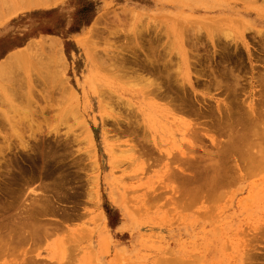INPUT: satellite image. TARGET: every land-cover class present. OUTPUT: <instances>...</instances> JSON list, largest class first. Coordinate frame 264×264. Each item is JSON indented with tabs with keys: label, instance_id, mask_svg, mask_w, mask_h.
Returning <instances> with one entry per match:
<instances>
[{
	"label": "rangeland",
	"instance_id": "374dc122",
	"mask_svg": "<svg viewBox=\"0 0 264 264\" xmlns=\"http://www.w3.org/2000/svg\"><path fill=\"white\" fill-rule=\"evenodd\" d=\"M60 1L58 3L59 5L57 4L56 7L50 10H46L45 12H41L39 14H34V13L32 14L31 12L20 13L0 24V62L10 54L20 51L29 43H35L36 41L38 42L42 40V38L43 39L46 38V40H49L50 38L53 39V37L59 39L62 49V59L65 62L64 65L65 69L61 75L60 74L58 75L61 78L62 83L63 84L65 83V86L67 85V88L68 89L70 88L72 90L70 91L69 89L70 92L68 91L69 93H65V90H63V88L58 84L56 85V88L51 90L50 85L47 86L44 85L42 83V79L38 78L37 75L36 77L35 75L32 76L30 74L33 79V80L31 79L32 82H30L29 80L30 75H27V73L29 72L28 71L26 75L23 72L21 76L17 77L19 80L22 78L23 79L22 82H19V80L17 79L19 83L16 81L18 83V86L15 89H18L20 87L19 86L20 83H21L20 84L21 87L17 91L15 90V93H13V89H11V87L9 89L7 88V86L11 85L10 84L11 78L9 76H7V78L3 76L4 83L2 82L3 78L2 80H0L2 82V83L0 82L1 85L0 86V149L1 148L3 149L0 154V165L2 168L0 169V180L1 178H4L3 181L7 180L5 178V175H3V174H7L5 172L6 166L4 161L9 162V160H6V158L8 159L12 158L11 160H14L15 157L17 158L19 156L18 153L23 154L25 152L26 150L25 147H27L28 145L30 144L32 145L36 142H43L45 144L47 142L54 143L53 141H57V142L61 141V143L68 141L70 142V147H69L70 150H67L68 151L67 154H64L66 152L64 153L60 152V154L63 153L68 157L60 158V159L63 162V164L64 161L67 164L70 163L72 168H74L73 167L74 165L72 166L73 164L72 162H76L75 167L78 168V170L74 169L71 171L70 165L67 167H65V165H63L64 167L60 166L64 169L66 168L67 170H69L70 168L71 172L68 171L67 174L66 173L63 174L64 175L66 174L67 177L70 176V178L68 177V179L70 180L74 179L76 181V182H74V180L71 181L73 186H71L72 184H70L71 189L69 188L67 193L71 190L68 194L72 193L74 195L77 186L79 189L82 187L84 188L81 191L86 192L84 194L86 198L79 199L80 201H82L83 204H79L81 206L78 207V209L80 208L79 213H81L82 215L83 213L88 215L81 216L80 214H78L77 211L76 213L78 216H76V220H74L75 217L74 218L72 217L73 220L72 219L65 220V221L69 220L67 221V224L69 223L68 225L64 220L60 218L61 213H58L60 214L58 215V217L56 216L57 214L55 215V217L52 214H50L51 216L47 215L46 217H42L44 222L46 219L47 221L52 220V222L55 220L56 221L55 223H57V221L58 223L61 222L59 223V229H57L56 231L54 230V232L51 233L50 236L48 235L42 238V240L39 239V241L36 242H31V240H29L26 241L28 244L25 242L26 245H24L25 243L23 244L19 243V246L18 244L17 245L15 244L17 251L14 252L12 251L15 255H12L10 253L12 256H9L10 254L8 256L9 258L11 257V259L8 258L7 260H5L3 257L5 262L4 261H3L4 263L1 262L3 260L1 259L0 264L1 263L26 264L29 263V261L31 262L32 258L35 259V261H37L38 264L40 263L42 264H159V262H161L162 259H169V260L172 258L174 259L176 255H178L179 257L181 256L180 259H182V262L186 261L192 264L194 263L197 264L198 261L200 262V264H216V263L220 264L221 262H223V264H229L230 262H232L231 264H235L230 257L232 256L231 245L232 244L241 245V242L245 240L244 237L246 236L247 238V234L248 236L249 234L251 236L253 235L252 236L254 237L252 238L253 242L256 243L255 240H257V246L259 245V248L263 249L264 238L262 239L260 238L264 237V235H262L260 231L259 233H257L258 234L257 235L256 232H258L257 230L259 229L258 227H260L262 230L263 226L261 224L264 225V201H263L264 200V165L263 167H261L259 164L260 167L259 169H257L256 168L257 166L255 167V164H253L254 168L257 169L256 171H252L254 170L252 168L251 171L247 170L248 169L247 167L250 165L244 166L246 167V171H243L245 169L243 167V164L244 165L245 163L247 164L248 159L252 161L253 159L251 158L221 159L220 158V161L226 160L224 161V163L226 162L224 166L227 164L228 168L231 169L228 171H230L229 173L231 174V179H232L229 180L230 183H226V185L228 184L226 187L222 186L224 191L222 192V194L220 193V196L221 195L223 196L221 198H218L219 200L215 199L217 202L215 200L214 203L211 202L213 203L211 205L212 209H210L211 206L210 208H208L209 206H207L203 197L202 198L200 197L201 198L199 199L201 200L200 202H198V200L195 201L198 202V204L194 202L195 203L194 207L190 208V205H188V203H187L188 206H186L185 203L184 205L183 202H185L184 200L185 197L183 196V194H181L182 197L179 196V191L182 188H185L186 191L188 190L194 191V189L196 188L197 190L196 189L195 190L198 192V190H200L201 188L200 186L203 187V184L205 183L204 181L208 180L206 176L203 178L204 174L209 173V171H211L209 169L208 172H205V168L207 171L208 168L207 166L209 165V162L208 165H206L207 163L204 164L201 162L203 160L210 161L211 159H214V158L199 157V159L201 160H198V162L196 163H193L194 162L193 161L192 163L195 165L189 168L190 169L189 172V169L188 171L185 170V168L187 169L186 164L184 166L183 164H181L182 162L180 163V161L184 159L180 158V161L178 162L179 158H176L180 148L181 149L186 148L185 146L187 144H190V142L191 145L194 144L193 141H196L194 140L196 139L195 138L196 134L198 135L200 134L198 133L200 129L201 130L205 129V127L201 128L203 122L198 120L200 116H198L199 118L193 117L189 113H187L188 115L187 114L183 115L181 114V112L179 114L178 111L175 110L172 111V112L175 111L176 112V113L174 112L175 114L172 112L166 113V111L164 110L163 112L162 111L160 112L159 109L152 111L153 110L151 109L152 107H149L150 104L153 103L161 104L162 102L160 103L156 99L145 97L147 94L142 93V90H144V88H143V83L140 82L139 78H143V79L146 78L149 81H155L153 80L154 78L149 76H140L139 75L141 74L140 72H136V74L128 73L126 75L123 72L120 71L117 72L112 67L114 64H116V61H113L112 58H114V56H117L118 54L121 53H123V56L129 55V53L127 54V50L132 46L135 47L136 50L138 51L140 47H142V45L149 44L147 42L151 38L153 39L155 35H158L160 33L161 35L159 34V38L161 36L162 42L161 40L159 42L162 44V47L164 48L167 47L166 49L171 51L172 59L170 60L172 61L174 59V62L171 63L172 65L175 64L174 66L175 68L172 66V69L173 71L175 69L178 70V71L175 70V72L177 73L174 72L175 75L176 74L178 75L180 73L179 69L182 67V64H180L182 57L180 58V56L177 54L179 52V54L181 55V51L177 49V46L174 44V42H176L177 44L176 35H177V28L180 25L179 22H181L185 28H188L190 32L193 29H195L196 33L197 31H199L198 33H200V35L201 34L205 35L207 31L206 28H204L202 25L195 26L193 28L189 23L190 21L187 20L207 21L208 17L216 15V14H212L213 12L211 11H217V10L215 9L210 10V8L213 5L224 3L220 9L230 5L234 9L240 11V13L248 12L250 15L248 20L250 22L255 23V25L251 23V25L248 26L250 28L246 29L245 26L236 23L239 21V19H241L236 15L235 17L229 19L230 23H228V25L218 30V32H222L224 30L222 34L220 33L221 40L232 41L233 45H235L234 42H238V46H239L238 48L242 51L244 55V59H245V60L243 59L244 65L249 66V67L246 66L244 70H240V75H242L243 77L239 79L241 80L239 81V83L240 85H243L241 88L243 89V92H241L238 101L241 104H243L244 107H247V105L250 104L254 106L257 104L259 100V94L257 92L260 89L259 88L260 81H258L259 79L256 78L257 81L259 82L258 83L255 77H258V75H260L264 71L263 68L264 52L262 51L263 50L262 47L259 46L261 43L259 44L257 43L258 40L257 41L254 40L255 38L260 40V37L256 36L254 39L252 37H254L253 33H257V31H261L264 34V0H60ZM226 2L227 4H225ZM235 18H239V19L236 20L235 22ZM184 19H186V22L181 21ZM255 21H257V23ZM94 28H95V32L94 30L92 31V29ZM91 32L94 33L92 34ZM193 36L194 35H192V37ZM242 36L244 42L247 43L248 45L249 52L246 50L245 45H241ZM148 38L149 40H147ZM205 38H203L200 41V46L199 44H196V49L198 46L197 49L198 51L196 49H193V51L196 50L197 52L191 51L193 53L192 54L193 56L196 54L195 57L197 56L199 57L200 55L201 58L200 57L199 58L201 62L204 60V63H206L203 64L202 68L209 66L208 64H210L211 61L208 60L206 57L212 56V51H213L212 45H210L212 43V40H210L209 43V40L205 41ZM213 39L215 40V38ZM86 41H89L88 43L89 45L86 43ZM201 42L204 44L202 45ZM136 44L138 46H136ZM128 45L130 47L127 48ZM188 45L185 44L186 52H188L187 49L189 50V47L192 49V47ZM155 46L156 43L152 42L153 49L155 48ZM171 47L172 49H170ZM125 48H127L126 52L122 51ZM141 51L142 49L139 52L141 53ZM143 52L140 55L141 57L145 54ZM209 53L211 54L210 56ZM189 54L190 55H187V57L191 56V53ZM198 57L195 60H193L192 57L190 59L192 62H197L196 60H198ZM205 58L207 61L210 62L208 63L205 60ZM216 58L218 59V56ZM36 59L35 58L31 59L30 57L28 59L29 62L27 60L25 61H27L28 64H31L32 61ZM177 63H179V66L177 65ZM207 69L206 71L208 72ZM246 70H248L249 73ZM241 72L244 75L241 74ZM191 73H190L189 81L193 84V88H190L188 90L190 91V95L193 98L192 99L193 102L195 103L198 102L197 103L198 111L201 108L200 109L201 111L199 113L202 114V112L206 108L205 109L206 112H203L204 114L205 113L206 114L204 116L203 114L201 115V117L203 116L202 118L206 116L204 118L205 120L204 119L201 120L207 121V123L204 122V124L206 123V125L207 124L209 125V123H211L209 126L208 125L206 126L204 124L203 125L209 129L212 128L211 127L212 124L214 125V127L210 130L205 129V132L201 131L200 135H202L205 144L201 143L203 140L199 135L200 142L197 145H192V146H195L194 148L196 150L195 151L196 156L197 155L199 156V154L202 155V153L205 156L206 151H204L205 150L204 148L203 149L201 148L202 146L205 147L206 145L208 146V150H210V153L212 155H215L216 148L212 147V144L210 143L209 139L206 137V134L204 133H207V130H209L208 133H210V131L212 130L211 132L212 136L214 135L215 136L214 138H217L218 141L219 139H221L222 141L227 140L226 136L219 137V134L215 133L217 132L215 130L216 125L212 122L217 120L216 115H219V111L217 110L218 108H220L219 104H224L225 102H229L230 100L233 101L232 100L233 91L231 92L230 90L232 89L228 90L227 88H226L227 91H225V93H224L225 90L224 88H222V90L217 88L218 89L217 90L216 87L212 86L211 83L213 79H214L213 81H215V78L209 74L208 76L210 77H208L207 74L205 75L203 73L204 75L201 74L202 77L199 78L194 74L195 73L194 71L192 74ZM23 75L25 76V78ZM179 76H177L178 78H176V80L180 81L181 79ZM59 77L57 79H60ZM245 77H247V79ZM242 78H244V81L246 80L245 81L246 84L244 82L241 83L243 80ZM223 80L227 81L224 82L225 84L229 83V85L231 84V87H233L234 83L232 78L227 77L226 79L225 76H223ZM186 81L188 80L186 79ZM24 82L26 83L24 84ZM231 82L233 83V85ZM22 84L27 85L28 87L24 85L22 86ZM29 84L31 85L33 84V92L31 91L32 92L31 95H30V90H31L30 88L32 86L30 87ZM206 84H209V86ZM3 85L4 86L6 85L5 89H7L8 92L9 91L11 92L6 93L5 90L3 91L2 90ZM129 91L137 92L139 93V95H141V96L138 95V97L134 96L132 103L135 106V109L136 107L139 109V108H143L142 106H144V111L146 112H145L144 120L142 119L143 120L142 124H144L147 127V131L150 134L149 135L150 139L154 141L155 144L156 143L159 144L158 147L160 146L159 148L161 154L162 153L169 154V156L171 157L166 158V156L162 154L164 155L163 158H153L152 160H150L151 162L147 161V164H145V162H143L144 161L143 158L140 159L125 158V156H123V154L121 153L122 150L124 151L126 150L125 145L123 143L129 138L123 136L121 133H119V131L115 132V130H111L113 128L111 125L112 118L110 117L112 115L110 114H113L112 113L113 107H111L110 110L108 108H110V106L113 105L110 104L109 106L106 105L105 103H109L108 102L109 100L106 98H108L110 94L114 96L112 97L110 95V98H112V100H110L112 104L116 103L114 102V100L117 101L118 99L116 97H120L119 99H122L123 102H125L128 99L130 100L131 96L129 95ZM72 92L75 93V95L71 96L70 93L72 94ZM27 95L30 99L27 97ZM228 97L231 99H229ZM196 98L198 101H196ZM102 99L104 100L103 102H105L104 104L102 102ZM119 99L118 101L122 102ZM31 101L33 102L31 103ZM200 101L205 103V105ZM101 102L103 105L101 104ZM123 102L120 103V106L119 104L118 105L116 104L117 106L114 105V109H115L114 111H117L114 112V114H118V110L120 112V115L122 116L127 114L128 107L122 105L124 104ZM209 110L212 112H210ZM139 112L141 114V111ZM215 112L218 114L215 115ZM177 113L179 115H176ZM211 114L212 115L214 114L213 115L214 117L211 116ZM188 116L193 117V119L194 120L196 119L197 122L200 121V123L199 122L196 123V121H194L191 117ZM208 116L212 117L213 120H211V118ZM190 118L192 121L190 120ZM192 122L193 125L198 124V127L197 126L196 127L199 128L197 129L195 127L196 128L195 129L193 126V128L197 132L195 133V136L192 135V133H194L192 131L195 130L191 131V129L193 128L189 130L190 128L189 126L192 127L191 124ZM81 123H83L84 126L86 125L85 127H87L86 128L87 130L89 128L90 133L89 132L88 133L91 134L90 138L85 137L90 135L86 133L87 132L86 129H84L85 132L83 131V126H82L83 124ZM124 125L125 123L122 124V126ZM187 128L190 131V134L188 130H185ZM179 129H181V131ZM110 130L112 132H110ZM118 133L119 135L121 134V136H123L124 138L122 137L120 138V136L118 137ZM84 138H87V140L88 139L90 140L92 138L93 143L89 140L88 141L84 140ZM90 142L92 143V145L90 144ZM116 143L118 144V146L120 145L121 147L120 146L118 147ZM196 143L197 142H195V144ZM122 144L124 145V147H122L123 146ZM89 145H91V147H89ZM198 145L200 146V149ZM7 146H9V148H7ZM92 147L95 148L96 150L93 149L91 151H95V152L89 153V150ZM114 148L117 149L118 151L114 150ZM111 151L113 152V154L111 153ZM118 152H120V154L122 155H120ZM195 152H192L191 155L193 159L195 158L194 157ZM15 153H17L16 154L17 156L13 158ZM88 153L89 154L92 153V156L89 155ZM117 154L120 156H118ZM174 155L175 157L173 158ZM88 156L91 157L88 158ZM94 158L96 159L97 162V163L95 162L96 167L93 163ZM30 159L31 158H29V160L27 159L28 161H25L26 160L25 158H21V160H23L24 162L20 161V159H18V161L19 163L21 162L20 165H22L23 168L26 167L27 169H29L31 168L29 167V165L31 166V164L29 163ZM40 159L41 158H37L39 162H41ZM47 159L56 160L57 158L56 159L47 158ZM127 159H128V163L131 162L132 163L127 165L128 164L126 163ZM175 159H178L176 160L178 163L176 161L175 162L171 161ZM256 159L259 160V158ZM16 160H14V162H16ZM57 160H59V158ZM132 160L134 161L139 160V162L133 164ZM214 160L213 162H217L216 161L217 159ZM234 160H238L236 161V163L238 164L239 168L236 165L235 167H233L235 163ZM199 161H201L200 162L201 165L204 164L203 166L205 168L200 167L198 170H196L195 167L194 169H192L194 171L191 172V168L198 165ZM239 161L240 163L244 161L242 162L243 163L242 166L239 164ZM91 162L93 163L94 167L91 165L92 164ZM113 162L114 163L116 162L119 166L117 165L118 167H116L115 166L116 164H113ZM170 162L171 163L173 162V164L171 165ZM221 162H219L218 160L217 164H220ZM78 163L81 169L77 167ZM119 163H125V164L120 165ZM211 163L212 161H210V164ZM249 163H251V167H252L253 162H249ZM132 164L133 166H130ZM148 164L151 167L148 166ZM38 165L41 166L42 164L41 165L38 164ZM176 165L178 167L180 165H183L184 170L187 172L186 174H188V176L189 173L192 174L196 173L194 174V176L197 175V177L198 175L202 176L203 179L202 178L197 179L196 176L195 179L194 176L190 174V177L192 176V178H194L195 181L199 182V179L200 180L202 179L204 180L203 181L204 183L201 181L203 184L199 182L200 186L198 185L196 186L195 181L193 182L191 178H189L188 181L186 182L185 177H187V175L184 174L185 172H183L184 171L183 168L181 167L182 170H180V167L178 168L176 167ZM213 165H209V166H213ZM128 166L130 168H128ZM172 166L174 167L175 171L176 169H178V171L180 172L182 171V174L177 173L178 171H176L175 174H179L180 176L184 174L185 176H181L180 179L178 180L177 178H179V176L177 175L178 176V177L176 176L177 180H175V178H173V176L175 175L174 174L175 171H174L172 172L173 175L171 177V175L168 174L170 172V168L167 167H172ZM215 166L216 165H214L213 168L211 167L212 172H215L214 170ZM240 167H243L244 169L241 168L242 169L241 170ZM15 168H17V170L19 169L18 167H14L13 171L16 172L15 173L13 172V175L15 176L16 174V176H18L20 174L19 170L17 171ZM124 168H128L129 170ZM79 169L80 172L77 174H80V176L83 175L82 177H79V175L76 174V172L79 171ZM198 171L201 172V175L198 174ZM72 172L73 174L76 175H73ZM202 172L204 173L202 174ZM17 173L19 174L17 175ZM137 174L139 176L133 180L131 177L132 176L135 177V175L137 176ZM212 174L211 176L209 174L207 175L209 176V180H212L211 178ZM28 175L29 174H27L26 176ZM71 175L72 177L74 176L73 179H71L72 178ZM213 175L215 177V173ZM26 176L24 175L25 179L27 178ZM58 176L59 173H56V177ZM77 176L81 178L78 179L79 182L75 178ZM128 176L131 177L129 178ZM9 177L11 178V176ZM9 177L8 179H10ZM18 177L21 176L19 175ZM30 177H28L29 179H27V181L30 180L33 187L32 185L29 187L25 186V188L26 187L27 188L23 189L24 186L22 187L20 185L22 183L24 184V181L26 182V180L20 178V180L23 179L21 180V182L22 181L23 182L21 183L20 180L19 182L17 181V183H19L18 184L19 190L20 188H22L23 191L25 190L24 194H26L25 192L28 193V195L27 194L25 195L27 198L26 200L24 196V200L26 201L24 202L29 206L32 204L30 203V200L32 202V199L37 194L41 195V192L43 190L42 188L39 187H43L44 186L43 183L45 181L42 180L43 178L37 175L36 177L31 178L32 180L35 179L37 181L36 182L34 180V182L37 183L36 185H34L35 183L30 179ZM92 177L96 182L91 181ZM123 177L125 180L123 179ZM182 177H184L183 182H181ZM36 178L39 179L41 178V181ZM131 180H133L134 182H132ZM179 181L182 184L185 183L184 185H182L183 187L180 184L181 188H178ZM190 181L193 183V186H191L192 185L191 183L190 184L188 183ZM40 182H43L42 183L43 185H40L41 184ZM82 183L84 185H81ZM207 183H209V181H207ZM14 184H15L14 185L15 189L18 188L17 187L18 185L16 183ZM2 185L4 186V184ZM37 185L39 190L40 189L42 190L41 192H39L38 188H35L37 187ZM53 186L54 185H52L51 187ZM126 187L127 189H125ZM144 187H146L145 190H147L149 194L150 192H153L152 194H150L151 196L148 194L149 197L152 198L153 195L156 197V198L154 197L156 201H154L153 204L144 203L146 201L147 203H149L150 201V200L148 201L147 191H146V197L145 196L143 197ZM114 189L117 191H115ZM135 189L136 190L140 189V190L139 192H137L135 191ZM178 189L180 190L178 191ZM58 190L59 188L55 190V192ZM112 190H114L116 193L118 192L120 195L119 197L122 200L123 198H125V193L126 195H128L127 192H130L129 196L132 200L129 199L128 196L126 197L129 199V201H131V202L128 201L129 206L128 204L126 205L127 203L126 201L128 199L127 200L125 199L126 201L123 200V202L121 200L122 202L121 205L113 204V199L115 198L117 200L116 197L118 196V194L116 196L115 195L116 193L114 194ZM130 190H132L133 192H131ZM94 191L98 192L97 194H95L96 195L94 196L95 198H93V195L95 193ZM124 191L127 192H125L124 196H122ZM183 191L184 190H182L181 192ZM193 191L190 193H193ZM196 191H194V193H196ZM88 192L89 193L92 192V193L91 195L86 196V194H89ZM133 193H135L136 195L134 194L135 195L134 196ZM113 194L115 197L113 196ZM259 195H261L262 197ZM158 196L159 198L157 200ZM178 196L179 198H181V200L183 198L184 201L183 202L178 201L177 200ZM191 196L187 197V199L189 198L188 200H190L193 197ZM254 199L256 201H254ZM259 199L260 201H258ZM153 200L154 199H152V201ZM139 204L140 206L142 205L144 206L139 207ZM147 205H150L149 206L150 208L152 205L153 206L151 209H149ZM129 208L135 209L134 210L135 212L133 213V210L129 211ZM137 209L139 210L140 213L138 212ZM100 211L101 213H99ZM200 211H202L203 214L204 211H207L208 215L206 212H205L206 216L205 214L202 215ZM135 213L136 215L134 216ZM96 214H102L101 215L102 217H99L100 215L96 216ZM79 218L82 220L79 221ZM71 223L74 225H72ZM223 225L224 226L226 225L227 229L225 230L224 234L223 232H221V230L219 231L217 230L219 232L218 235H220L219 237L218 235H216V233L218 232L215 230L217 228L221 229ZM61 226H63L61 228L62 230L60 229ZM214 227L216 228L214 229ZM66 230L67 232H65ZM260 234L261 237L259 238ZM225 235H229V237ZM254 235L256 236V239ZM251 236H249L248 239H246L247 242L251 240ZM258 239H260L261 243L259 242ZM208 241L210 242L208 243ZM226 242H228V245L226 244ZM253 242L251 245H254ZM211 244H215L216 245L215 247L216 248L218 247V249H220L222 246L223 257L221 254H219V258H217L213 253L207 254L205 252V250L206 251L210 250L209 246ZM225 244L227 245L226 247L228 248H225ZM20 245L22 246L20 247ZM17 246L20 248H18ZM56 246L60 248H57ZM215 247L212 249H215ZM13 250H15V247L13 248ZM224 250H226L227 252H224ZM225 253L228 254L229 256L226 255ZM203 255L204 258H202ZM115 256H117V258ZM196 256L198 258H196ZM28 258L31 259L28 260ZM22 260L24 262L25 261L28 262L23 263ZM163 261H168V260H163Z\"/></svg>",
	"mask_w": 264,
	"mask_h": 264
},
{
	"label": "bare ground",
	"instance_id": "6f19581e",
	"mask_svg": "<svg viewBox=\"0 0 264 264\" xmlns=\"http://www.w3.org/2000/svg\"><path fill=\"white\" fill-rule=\"evenodd\" d=\"M59 1L60 0H0V24H2L3 22L7 21L11 17L16 16L17 14H20V13L31 12L32 14L33 13L34 14H39L41 12H45L46 10H50V9L56 7V5L59 3ZM223 4L224 3H219V4H216V5H213L210 8V10H214L215 9L217 11H211V12H213L212 14H216V15L215 16H211L210 15L211 17H208L207 21L187 20V21H190L189 23H190V25L193 28L195 26H201V25L204 28H206V30H207L206 33L207 34L205 33V35L201 34L202 35L201 36L200 33H198L199 31H197V33L195 32V29H193L190 32L188 28H185L182 25V23L179 22L180 25L177 28V35H176L177 44L173 40L172 41L177 46V49L181 51V55L179 54V52L177 54L180 56V58L181 57L183 58V59L181 58V62H180V64H182V67L180 66L181 68L180 67H179L180 69L178 68L180 73L178 75L176 74L177 76H179V75L182 76L183 79L181 78V76H179L180 79H181L180 81L176 80V78H178L175 75V73H177V72H175L176 69L174 71L172 69V66L174 67L175 64L172 65V63H171V62H174V59L172 61L170 60V59H172L171 51L166 49L167 47H165V48L162 47V44L159 42L160 40L162 42L161 36L159 38V34L160 33L158 35H155V37H153V39L150 37L151 39L149 40V38H148L147 40H149L150 42L148 41L147 43H149V44L142 45V47H140V49L138 51L136 50L135 47H133V46L130 47L128 45L127 48L130 47L131 50H130V48H128L127 54L129 53V55H131V56H129V55L126 56L125 55L126 53L124 54L125 56H123V53H121V54H118L117 56H114V58H112L113 61H116V64H114L112 67L117 72H119V71L123 72V73H125V75L128 74V73H135L136 74V72H140L141 73V74H139L140 76H149V77L154 78L153 80H155V81H149L146 78L145 79L139 78L140 82L143 83L144 90H142V93L143 94L144 93L147 94V95L145 94L146 96L145 95L144 96L145 97H150L151 99L152 98L156 99L160 103L161 102L163 103V104L162 103L161 104H156V103L150 104L149 107H152L151 108V109H153L152 111L159 109L160 112L161 111L163 112V110H164V111H166V113L167 112L171 113L173 110L178 111L179 114L181 112V114H183V115L189 113L193 117L199 118L198 116H200V118L198 120L203 122V124H204V122L207 123V121H202L201 120V119H204L206 117L205 116L204 118H202L206 114V113L205 114L203 113V112H206L205 111L206 108L204 109V111L202 110L203 111L202 112L203 116L201 117L202 114L199 113L201 111L200 110L201 108L198 111V108H197V103L198 102L197 103L193 102V100H192L193 98L190 95V91L188 90L190 88H193V84L189 81L190 73L191 72L193 73V71L195 72L194 74L197 77H199V78L202 77L201 74L202 75H204V74L206 75L207 74V76L209 74V75L213 76L215 78V81H213L214 79L212 81L210 80L211 83H212V86H215L216 89L218 88V89H221V90H222V88H224L225 89L224 93H225V91H227V89L228 90L232 89L230 91L231 92L233 91V94H234V95L232 94V96L234 98V99L232 98L233 101H231V100L229 101L228 100L229 102H225L224 104H219L220 108L217 109L219 111V115H216V114H218V113H216L218 111L215 112V115L217 116V120H215L214 122L209 121V122H212V123H214L216 125L215 126L216 127L215 130L218 133L215 132V130H214V132L216 134H219V137H222V136L225 137L226 136L227 140L226 141L225 140L222 141L221 139L218 138L219 139V141H218L217 138H214L215 137L214 135L212 136V134H211L212 130L210 131V133H208V131L214 127L213 124L211 125L212 128L209 129V128H206V126L208 124L206 125V123H205L204 125H206V126H204L201 123L203 125V126L201 125V128L205 127V129H209V130H207V133H204L205 129H203V130L200 129L199 132H198V133L201 134V131H204L203 133L206 134V137L209 139L210 143L212 144V147L216 148L215 155H212L210 153V150H208V146L207 145H206L207 147L205 146L206 148L201 145L202 146L201 149L204 148L205 149L204 151H206L207 154L205 153V156H204L203 153H202V155L199 154V156L197 155L198 156V158H197L196 152H195L196 150L194 148L195 146H192V145H197L200 142V140H199L200 139L199 138L200 134L199 135L196 134V137H195L196 139H194L196 141H193L194 144L191 145V142H190V144H187L185 146L186 148L182 147L184 149H181V148L179 149L177 157H176V158H179V160L178 159L171 160L173 162L178 160V162H179L180 158H183L184 160H181L180 163L182 162L181 164H183L184 166L186 164V167H187V169L185 168L186 171H188V169L190 167L195 165L193 163H196V162H198V160H201V159H199V157L200 158H214V159H217L216 160L217 162H218V160H219V162L222 161L220 164H217V162H213L214 159L210 160V161H212L211 164H210V161H208V160H205L206 162L204 160L202 162L199 161L198 165H201L200 162L204 163V164L207 163L206 165H208V162H209V165H213V164L216 165L215 169H214L215 172H212V169H211V167L213 168L214 165L213 166H209L208 165L207 166L208 167L207 171H206V168L203 166L204 164H202L201 166L196 165L193 168H191V172L194 171L192 169H194L195 167H196V170H198L200 167L205 168V172H208L209 169L211 170V171H209V173H205L204 176H203V178L205 176L207 177V179H208L207 181H209V183H207V181L202 180L203 179L202 176L198 175V177H197V175H195L197 177V179L198 178H202L201 180L199 179V182H201V181L203 182L204 181L206 183L205 184L203 182L204 183L203 184L201 182L203 184V187L199 185L198 181H195L196 178H195L194 174H196V173H193V174L189 173V176H188V174H186L187 172L184 170L183 165L179 166L180 170H182V168H183V170H184L183 172H185L184 174L187 175V177H188V178L185 177V181L186 182L188 181L189 178H191V180H193V182L195 181L196 186L198 185V186L201 187L200 190L203 189L201 191L198 190V192H197L196 191L197 189L195 188L196 190L194 189V191H196V193H194L193 190H192L193 193H190L192 191L191 190L186 191L185 188H182L181 190L178 189V191L180 190L179 191V196L182 197L181 194H183V196L185 197V199H184L185 202H183L184 201L183 198L181 200V198H179V196L177 197V200L178 201H182L183 204L184 203L186 204V206L190 205V208L194 207L195 203L198 204V202L201 201L199 199H201L202 197L204 198V201L207 204V206H209L208 208H210V206L214 203L215 199L219 200L218 198H221L223 196V195L220 196V193L222 194V192L224 191L222 186L226 187L228 185V184L226 185V183H230L229 180H232V179H231V174L229 173L230 171H228V170H231V169L228 168L227 164L225 165L227 167L224 166V164L226 163V162L224 163V161H226V160H221L220 161V158L221 159H224V158H238V159L239 158H241V159L251 158V159H253V161L248 159L247 162L248 163L249 162H253L252 163V167H251V163H249V164L245 163V165L242 163V162H244L246 160L242 161L241 163L239 161V164L241 166L243 164V167L250 165V166L247 167L248 168L247 170H250V171H251V168L254 169L252 171H256L257 169H259L260 166L263 167V165H264V71H263L264 67L262 68L263 72L260 75H258V77H255V79L258 78L259 79L258 81H260V83H259L257 81V79H256V81L260 84L259 85L260 89L257 92L259 94V100H258L257 104L254 105V106L250 104V105H247V107H244V105L241 104L238 101L239 100V96L241 95V92H243V89H241L243 85H240V83H239V81H241L239 79H241V77H243L242 75H240V70H244L246 68V66H247V65L246 66L244 65V61H243L244 55H243L242 51L238 48L239 47L238 46V42H234L233 41L234 44H235V45H233L232 41H227V40L223 41V40L220 39L221 38L220 37L221 36L220 33L222 34L224 32V30L222 32H218L219 29H221L222 27H225L226 25H228V23H230V20H229L230 18L235 17L236 15H237V17H239L241 19L235 18V22H236V20L239 19V21L236 22V23L245 26L246 29L250 28L248 26H250L251 23L254 24V25H255V23L254 22H250L248 20V18L250 16L248 12L247 13H244V12L240 13V11L234 9L230 5L220 9ZM225 4H227V2ZM181 21L182 22H186V19L181 20ZM255 22L257 23V21H255ZM197 24H199V25H197ZM93 30L95 32V28L92 29V31ZM94 32H91V33L93 34ZM191 33H192V35H194L193 37H192ZM253 34H254V37H252L253 39L256 36L260 37V40L256 39V38L254 40H256V41L258 40L259 42L257 41V43H259V44L261 43L259 46L262 47V49H263L262 51L264 52V34H263V32L257 31V33H253ZM205 37H207V38H205ZM203 38H205V41L209 40V43H210V40H212V43L210 44V45H212V48H213L212 56H210L211 54L209 53L210 57H206L211 62L207 61L206 58H205V60L208 63L210 62V64H211V66H210V64H208L209 65L208 67L211 68V69H209L208 67H205L206 69L208 68L207 69L208 72L206 71L205 68H202L203 64H206V63H204L203 59H202L203 61L201 62V60H200L201 56L200 55H199L200 58L197 56L198 57V60H196L197 62H192L191 59H190L191 57H192L193 60L197 59V57H195L196 54L194 53L195 55L193 56L192 55L193 53L191 51H193V49H196V44H199V46H200V41ZM209 38H211V39H209ZM213 38H215V40ZM54 39H56V40H54ZM241 41H242L241 45H245L246 50L249 52L248 45H247V43L244 42L243 36L241 37ZM152 42L156 43V46H155L154 49L152 47ZM203 42H204V40H203ZM86 43L88 44L89 41H86ZM188 43H189V45H188ZM185 44L188 45V46H191L192 49L189 47L190 51L187 49L188 52H186ZM201 44L203 45L204 43L201 42ZM147 45H148V47H147ZM136 46H138V45L136 44ZM178 46H180V47H178ZM127 48H125L122 51L126 52ZM141 49H142L141 53L143 51H144L143 53H145L142 57L140 56L141 53L139 52ZM170 49H172V47ZM197 49H198V46H197ZM196 50H194V51H196ZM189 53H191V56L187 57V55H190ZM169 56H171V57H169ZM217 56H218V59L216 58ZM30 57H31V59L32 58L33 59L37 58V59L33 60L31 64H28L27 61L29 62L28 59ZM25 60H27V61H25ZM263 61H264V59H263ZM24 63H25V66H24ZM123 64H124V66H123ZM64 65H65V62L62 59V49H61V44H60L59 39L53 37V39L50 38L49 40H46V38L45 39L42 38V40H40L38 42L36 41L35 43H29L27 46L22 48L20 51L14 52V53L10 54L9 56H7L4 60H2L0 62V76H1L0 80H2V78H3V80H2V82H3L4 81V77L7 78V76H9L11 78L10 79L11 80L10 81L11 85L7 86V88L9 89L11 87V89H13V93H15V90L17 91L21 87V85H20L21 83L19 84L20 87L18 89H15V88H17L18 83L22 82V79H23V78L20 79L21 80L20 81L17 77L21 76V74L23 72L26 75V73L29 71L27 73V75H30V74L32 76H34V75L36 76L37 75L38 78L42 79V83L44 85H46V86L50 85L51 90L56 88V85L58 84L59 86H61L63 88V90H65V93H69L72 90L69 88L70 89V91H69V89L67 88V85L65 86V83L64 84L62 83V80H61V78L58 75V74L61 75L62 72L64 71V69H65ZM177 65L179 66V63H177ZM247 67H249V66H247ZM209 70H210V72H209ZM248 70H246V71H248ZM176 71H178V70H176ZM236 71L239 72V73H237ZM248 73H249V71H248ZM241 74H243V73L241 72ZM31 75L29 76L30 77L29 78L30 82H32L31 81V79H32ZM239 75H240V77H239ZM223 76H225L226 79H227V77L232 78L234 85H233L232 82L231 83H232L233 87H231V84L229 85V83H226V84L224 83V82H227V81L223 80ZM36 77H35V79H36ZM58 77L60 79H57ZM208 77H210V76H208ZM24 78H25V76H24ZM245 78L247 79V77H245ZM17 79L19 80V82L17 81ZM186 79L188 81H186ZM242 79L243 80H242L241 83L244 82L246 84V82H245L246 80L244 81V78H242ZM39 82H40V80H39ZM25 83L26 82H24V84ZM24 84H22V86ZM29 85H30V87L32 86L30 88L31 89L30 90V95H31V93L33 92V84L32 85L29 84ZM206 85L209 86V84H206ZM3 86H2V88H3L2 90L3 91L5 90L6 93L11 92V91L8 92V90L5 89L6 85L4 87ZM24 86L28 87L27 85H24ZM191 94H193V93H191ZM70 95L71 96L75 95V93L72 92V94L70 93ZM110 95H109L108 98H106V99L109 100L108 101L109 103L103 102L104 101L103 99H102V102H103V104L105 103L106 105H109V106H110V104L113 105V106H110V108H108L110 110L111 107H113V109H112L113 111L111 110L113 114H110V115H112L110 117L112 118L111 125H112V128H113L111 130H115V132L119 131V133H121L123 136L129 138L128 140L124 141V143H123L125 145V148H126L125 151L124 150H122L123 152L121 151L123 156H125V158H138V159L143 158V160H144L143 162H145V164H147V161H150L153 158H163L164 155L166 156V158L171 157V156H169V154L162 153V154H164V155H162L160 153V148H159L160 146L158 147L159 144L156 143L157 144L156 145L154 143V141H152L150 139V136H149L150 134L147 131V127L144 124H142L143 120H144V117H145V112H146V111H144V106H142L143 108H139L138 109L136 107V109H135V106L132 103L134 96L138 97L139 93L129 91V95L131 96L130 100L128 99L125 102H123L122 99H119L120 97H116V98H118L119 100H121L124 103L122 105H125L126 107H128L127 108V114L124 113L125 114L124 116L120 115L119 110H118V114H114V112H117V111H114L115 110L114 109V105H116V104L118 105L119 104V106H120V103H122V102L118 101V99H117V101H118V103H117V101L113 99L114 102H116V103L112 104L111 101H110V100H112V98H110ZM139 96H141V95H139ZM228 96H229V94H228ZM27 97H28V95H27ZM112 97H114V96H112ZM197 98H196V101H198ZM146 99H148V98H146ZM229 99H231V98H229ZM202 101H200V102H202ZM32 102L33 101H31V103ZM102 102H101V104H102ZM203 104L205 105V103H203ZM203 104H202V106H203ZM109 106H107V107H109ZM202 106H200V107H202ZM139 111H141V114H140ZM174 112H172V113H174ZM210 112H212V111H210ZM178 113L176 115H179ZM198 114H200V115H198ZM213 115L211 114V116H213ZM188 117H191V116H188ZM193 117H191V118L193 119ZM208 117H210V116H208ZM184 118H185V116H184ZM191 118H190V120H191ZM210 118H211V120H213L212 117H210ZM185 121H183V122H185ZM194 121H196V123H198V122L200 123V121L197 122L196 119ZM193 122L191 123L192 127L189 126L190 127L189 130L191 128H193V126H194V128L196 126L198 127V124L197 125L196 124L193 125ZM123 123H125L124 126H122ZM81 124H83V123H81ZM210 124L211 123H209V125ZM82 126H83V131L85 132L84 129H86L87 127H85L86 125L84 126V124ZM194 128L191 129V131L196 129V128L195 129ZM197 129H199V128H197ZM111 130H110V132H112ZM179 130L181 131V129H179ZM185 130H188V128L185 129ZM86 131H87L86 132L87 134L90 133L89 132V128H88V130L86 129ZM192 132H194V133H192ZM192 132L191 133H192L193 136H195V133H197L196 130L192 131ZM119 133H118V137L120 136V138L121 137L124 138L123 136H121V134L119 135ZM189 134H190V131H189ZM89 135L90 136H85V137L90 138L91 134H89ZM200 137L202 138V135H200ZM87 138H84V140H87ZM197 140H199V141H197ZM202 140H203V138H202ZM89 141L92 142V138ZM53 142L54 143H51V142L48 143L47 142L45 144L43 142H36V143H34L32 145L30 144L31 146L28 145L27 147H25L26 150H25V152L23 154L18 153L19 156L17 158L15 157V156H17L16 155L17 153L14 154L13 158L15 157L17 159L16 160L14 158V160H16V162H14V160H11L12 159L11 157H10L11 159L6 158V160H9V162L8 161H4L5 162V166H6L5 167V169H6L5 172L7 174H9V173L10 174L9 175L3 174V175H5V178L7 180L3 181L4 178H1V180H0V183H1L0 184V260L3 259V257H4L5 260H7L9 258V256L15 255L13 252L17 251L16 250V245L17 244L19 246V243L23 244V243H25L26 241H29V240H31V242L39 241V239L42 240V238H44V237H46L48 235L50 236V234L53 233L54 230L56 231L57 229H59V223H61V222L58 223V221H57V223H55L56 221L54 220L53 221L54 223H53L52 220L48 219L49 221H51L53 223L52 224L51 222L47 221L46 218H45L46 220L44 222L42 217H46L47 215H50V214H52L54 217L57 214L56 216L58 217V215H60L58 213H61L60 218L65 221L66 219H70V220L72 219L73 220L74 217H75L74 220H76V216H78L77 213H76L77 211H78V214H80L81 216H85L86 215L84 213H83V215L81 213H79V209L80 208L78 209V207L81 206L79 204H83L82 201H80L79 199L86 198L84 196V194L86 192L85 191H81L84 188L82 187V188L79 189L78 186H77V189H75L76 191L74 190L75 191L74 195L72 193L68 194L71 190L67 193L69 188L71 189L70 184H72L71 181L74 180L73 179L74 176L72 177V175H71V177H72L71 179H73V180H70V179H68V177L70 178V176L67 177L66 174H67L68 171L71 172L74 169L78 170V168L75 167L76 166L75 165L76 162H72L73 164L71 163L72 166L74 165L73 166L74 168H72L70 163L67 164L64 161V164H63V162L60 159V158L68 157V156H66L64 154H67V152H68L67 150H70L69 149L70 142H68V141H65L67 143H65L64 141H63L64 143H61V141H58V142L57 141H53ZM91 142H90V144L92 145L93 142L92 143ZM195 142H197V143L195 144ZM201 143H204V140ZM91 145H89V147H91ZM124 145L122 147H124ZM199 145H198V147L200 149ZM117 146H118V144H117ZM7 148H9V146H7ZM93 149L96 150L93 147L90 150L88 149L89 153L90 152L94 153L95 151H91ZM2 150L3 149L1 148L0 149V154H1ZM88 150H87V152H88ZM114 150L118 151L115 148H114ZM156 151L159 154H161V155H159ZM60 152H63V153L66 152V153L60 154ZM192 152H195L194 157L197 158V159H195V158L194 159L197 160V161H195L193 159V157H191ZM202 152H203V150H202ZM92 153L89 154V155L92 156ZM111 153L113 154L112 151H111ZM118 153L120 154V152H118ZM208 153H210V154H208ZM122 154H120V155H122ZM120 155H118V156H120ZM91 156H88V158H90ZM174 157H175V155L173 156V158ZM21 158H25L26 159L25 161H28L29 158H31L30 161H29L31 166L28 164L29 167H31V168L27 169L25 167V165H24V167L27 170L25 168H23L22 165H20L21 162L19 163V161H18V159H20V161H23V160H21ZM37 158H41L40 159L41 162H39L37 160ZM47 158H50V159L51 158H55V159L59 158V160H57V159L56 160H54V159L53 160H49ZM145 158H147V159H145ZM256 158H259V160L256 159ZM157 160H156V162H157ZM190 160H192V161H190ZM126 161H127L126 163H128V159ZM132 161H133V164L136 163V162H139V160L138 161L137 160H135V161L132 160ZM234 161L236 163V161H238V160H234ZM95 162H96V159L94 158L93 159V163H94V165L96 167V163L97 162L96 163ZM117 162H119V161H117ZM173 162L172 163L170 162L171 165L173 164ZM36 163H37V165H36ZM93 163L91 164L92 166H93ZM131 163H128L127 165H129ZM235 163H234L233 167H235V165L238 167V164L237 163L235 164ZM38 164H40V165L42 164V165L39 166ZM113 164H116L115 165L116 167L119 166L116 162L115 163L113 162ZM119 164L123 165L125 163H119ZM133 164L130 165V166H133ZM253 164H255V167L257 166L256 167L257 169L254 168ZM259 164H260V166H259ZM63 165H65V167L70 165L71 171H70V168H69V170H67L66 168L64 169V168L60 167V166H63ZM171 165H169V166H171ZM148 166H150V165L148 164ZM14 167H18L19 168L18 170H19L20 174L17 173V175L19 174L21 177H18L19 175L16 176V174H15V176L13 175V172L14 173L16 172V171H13ZM32 167H33V169H32ZM77 167H79V163H78ZM176 167H178V166L176 165ZM231 167H232V165H231ZM243 167H240V169L243 168ZM249 167H250V169H249ZM79 168L81 169V167H79ZM128 168H130V167L128 166ZM128 168H124V169H128ZM167 168H170V172L168 171L169 172L168 174L171 175V177H172V175H173L172 172L175 171L174 167L172 166V167H167ZM244 168H243L244 169L243 171H246V167H244ZM0 169H2L1 165H0ZM15 169L17 170V168H15ZM80 169L77 172L75 171L76 174L80 172ZM144 169H145V167H144ZM61 170H62V172H61ZM176 171H178V169H176ZM176 171L174 172V174L176 173ZM26 172H29V173H26ZM189 172H190V169H189ZM211 172L213 174L215 173V177H214V175ZM56 173H59L58 177H56ZM63 173H66L65 174L66 176ZM177 173H181L182 174V171L181 172L178 171ZM203 173L204 172H202V174ZM210 173L212 174V177H211L212 180H209V176H207L208 174L211 176ZM27 174H29L31 177L29 175L26 176ZM72 174H73V172H72ZM76 174H73V175H76ZM184 174L181 175V176H185ZM190 174L192 176H194L195 179L192 178V176L190 177ZM198 174L201 175V172L198 171ZM6 175L8 177L11 176V178L9 177L10 179H8V177ZM24 175L27 177L26 179H25ZM35 175L36 176L38 175L39 177L43 178L42 180H45L44 183L40 182L41 183L40 185L44 184V186H43L44 188L43 187H39V188H42V190H43L42 191L41 189L39 190V188H38L39 184L37 185V187L34 186L35 188H38L39 192H41V191L42 192H41V195L37 194L32 199V202L30 200V203H32L30 205L31 206L30 207L28 204L25 203L26 202L25 200L27 199L25 195L26 194L28 195V193L25 192L26 194H24L25 190L23 191V189L27 188V187L25 188V186L29 187V186L32 185L31 181L30 180L27 181V179H29L28 177H30V179L34 178V177H36ZM77 175H79V177L83 176L82 174H81L82 176H80V174H77ZM177 175L179 176V178H177L179 180L180 177H181L179 174H175L174 175L175 177L173 176V178H175V180H177L176 179ZM131 176H128V177L130 178ZM138 176L139 175L137 174V176L135 175V177L132 176L131 178L134 180ZM2 177H4V176H2ZM77 177H75L77 181H78V179H81V178H79V177L77 178ZM93 177H92V179H93ZM20 178H23L28 183H26L24 181V184H23L22 183L23 181L21 182V180H23V179L20 180ZM41 178L40 179L36 178V179H39L41 181ZM129 178H128V180H129ZM92 179H91V181L94 182L95 180L94 179L92 180ZM123 179H124V177H123ZM183 179H184V177H182L181 178L182 181L181 180L180 181L183 182ZM19 180L23 184V185L21 184L20 186H22V187L24 186V188L23 189L20 188V190H19V185H18L19 183H17V181L19 182ZM34 180H32V181L34 182ZM133 180H131V181L134 182ZM52 181H53V183H52ZM180 181H179V187L178 188H181L180 184H181V186L185 184V183L182 184ZM74 182H76V181L74 180ZM14 183H16L18 185L17 186L18 188H16L18 190L15 189V186H14L15 184ZM38 183H39V181H38ZM188 183L189 184L191 183L192 184L191 186H193V183L191 181L188 182ZM2 184H4V186ZM36 184L37 183H35L34 185H36ZM78 184H80V183H78ZM52 185H54V186L51 187ZM81 185H84V184L82 183ZM81 185H80V187H81ZM71 186H73V184ZM196 186H194V187H196ZM32 187H33V185H32ZM127 187H128V185H127ZM127 187L125 189H127ZM56 188L57 189L59 188V190L55 192V190H57ZM145 188L146 187H144L143 197L144 196L146 197V191L147 190H145ZM30 189H31V187H30ZM51 189H52V191L54 190L53 191L54 193L51 191ZM204 189H206V190H204ZM114 190H112V191L115 194L116 193L115 191H117V190H115V191ZM139 190L140 189H138V190L135 189V191H137V192H139ZM142 190H143V188H142ZM182 190H184L183 191L184 193L181 192ZM130 191L133 192L132 190H130ZM125 192H127V191H124L122 196H124ZM137 192H136V194H137ZM259 192H261V191H259ZM91 193L86 194V196L87 195H91ZM97 193L98 192H95L94 195L92 194L93 198H95L94 196H96L95 194H97ZM129 193L130 192H127L128 195H126V193H125V198H123L124 201H126L128 199V198H126L127 196L129 197V199H131L130 196H129ZM152 193L153 192H150V194H152ZM114 194H113V196H114ZM117 194H118V196H117ZM134 194L135 193H133V195ZM148 194H149V192L147 193V195ZM191 194H192L193 197L191 196ZM193 194L194 195L196 194V195L194 196ZM115 195L117 196L116 197L117 200L114 198L113 199V204L121 205L123 200L119 197L120 196L119 193L117 192ZM149 195H148V201L149 200L152 201V199H154V200L152 202L149 201V203H147V201H146V202H144L145 204H150V203L153 204V202L156 201V199H155L156 197L154 195H153L152 198L149 197ZM24 196H25V200H24ZM190 196L192 197L190 199L191 201L188 200L189 198L187 199V197H190ZM259 196H261V195H259ZM88 197H90V196H88ZM195 197L198 198V199H196ZM118 198H120V199H118ZM158 198H159V196L157 197V200H158ZM129 199L126 201L127 202L126 205L128 204V206H129V202H131V201H129ZM141 199H143V198H141ZM255 199H257V198H255ZM255 199H254V201H256ZM121 200H122V202H121ZM197 200H198V202H195ZM248 200H249V198H248ZM247 201H246V203H247ZM258 201H260V199ZM211 202H213V203H211ZM179 203H181V202H179ZM187 203H188V205H187ZM190 203H192V204H190ZM232 204H234V203H232ZM128 206H127V208H128ZM142 206H144V205H142ZM142 206H140V204H139V207H142ZM147 206L149 207L150 205H147ZM152 206H151V208H152ZM151 208L149 207V209H151ZM130 209L131 208H129V211L133 210V213L135 212L134 211L135 209H133V208L131 210ZM146 209H148V208H146ZM210 209H212V206H211ZM137 210H136V212H137ZM138 212H139V210H138ZM200 212L202 213V215L205 214V216H206V213L208 215L207 211H204V214H203L202 211H200ZM99 213H101V211ZM98 215H100L99 217H102L101 216L102 214H96V216H98ZM135 215H136V213L134 214V216ZM80 218H82V217H80ZM80 218H79V221L82 220ZM94 220H96V219H94ZM67 221H69V220H67ZM67 221H65L66 224H67ZM97 221H98V219H97ZM72 223H74V222H72ZM72 225H74V224H72ZM226 225L225 226L223 225L221 229L217 228L215 231L221 230V232H223V234H224L225 230L227 229ZM261 225L263 226L262 230H261L260 227L257 226L259 229H257L258 232H256V234L259 233V231H260L261 234L264 235V225L263 224H261ZM62 227L63 226H61L60 229ZM215 228L216 227H214V229ZM65 229H66V227H65ZM257 230H255V231H257ZM65 232H67V230ZM218 234H219V232L216 233V235H218ZM261 234L259 235V238L261 237ZM218 236L220 237V235H218ZM225 236L229 237V235H225ZM249 236H251V235L249 234ZM249 236L247 234V238H246V236L244 237L245 240L243 242H241V245H237V244H232L231 245V250H232V256H230L231 259L233 260V262L235 264H264V248L262 249V248H259V245L257 246V240H255L256 239L255 235H254L255 236L254 240L256 241V243H254L253 240H252V238H254V237H252L253 235L251 236V240H249L247 242L246 239H248ZM262 238H264V237H261L260 239H262ZM260 239H258V240L261 243ZM216 240H217V238H216ZM251 241L253 242L254 245H251L252 244ZM209 242L210 241H208V243ZM26 243L24 245H26ZM229 243H231V242H229ZM226 244L228 245V242H226ZM226 244H225V248H228V247H226L227 246ZM21 246L22 245H20V247ZM215 246H216L215 244H211L209 246L210 250L209 251L205 250V252L207 254H212L213 253L217 258H219V254H221L222 257H223L222 246H221L220 249H218V247L216 248ZM223 246H224V244H223ZM14 247H15V250H13ZM20 247H18V248H20ZM214 247H215V249H212ZM57 248H60V247H57ZM226 250H228V249H226ZM226 250H224V252H227ZM226 255H228V254H226ZM115 257L117 258V256H115ZM180 257L178 255H176L174 257V259L173 258L170 259V260L169 259H162L161 262H159V264H192V263H188L186 261H183L184 262L183 263L182 259H180ZM196 258H198V257L196 256ZM202 258H204V255L202 256ZM4 259L1 262H3V261L5 262ZM9 259H11V257ZM29 259H31V258H28V260ZM163 260H168L169 262L168 261H163ZM196 261H198V260H196ZM22 262L25 263V262H28V261L24 262L22 260ZM29 263L38 264L37 261H35V259H33V258L31 259V262L29 261ZM29 263H26V264H29ZM226 263H228V262H226ZM231 263L232 262H230L229 264H231ZM40 264H42V263H40ZM194 264H196V263H194ZM197 264H200V262L198 261ZM216 264H218V263H216ZM220 264H223V262H221Z\"/></svg>",
	"mask_w": 264,
	"mask_h": 264
}]
</instances>
